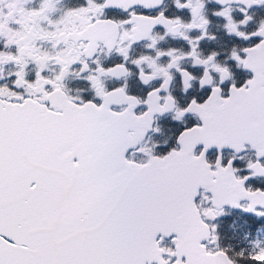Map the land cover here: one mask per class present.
Wrapping results in <instances>:
<instances>
[{"label": "snow or ice", "instance_id": "obj_1", "mask_svg": "<svg viewBox=\"0 0 264 264\" xmlns=\"http://www.w3.org/2000/svg\"><path fill=\"white\" fill-rule=\"evenodd\" d=\"M21 2L0 0L9 9L0 8V41L5 50L15 48L0 50V81L4 65L18 67L8 74L11 87L0 83V264H264L259 240L251 254L237 250L234 256L221 245L215 223L226 207L264 218V185L253 184L264 178V21L244 30L254 21L250 10L264 0H216L221 7L214 15L227 21L228 34L248 42L229 57L250 74L240 83L218 51L200 52L201 41L216 39L208 31L206 0H175L177 8L190 10V21L164 11H130L163 0H86L58 20L51 16L58 0L19 8L17 19ZM233 3L241 5L239 20ZM109 8L123 9L128 18H104ZM158 25L163 35L154 32ZM193 31L200 35L193 38ZM169 35L187 41L190 50L160 49ZM141 40L150 41L146 47L156 55L131 59L139 80L162 81L143 96L127 83L130 51ZM38 41L51 43V50ZM105 49L124 62L106 66L92 59ZM185 60L201 74L183 68ZM29 64L37 68L33 78ZM50 64L59 66L52 76ZM82 73H91L85 79L92 99L70 95L65 85ZM176 73L184 94L197 82L203 95L180 103L171 91ZM106 78L125 82L109 87ZM167 113L178 122L189 116L198 122L158 154L160 146L145 138L160 132L153 126ZM225 149L234 152L231 159ZM248 151L255 158L242 169L237 160Z\"/></svg>", "mask_w": 264, "mask_h": 264}, {"label": "flooded vegetation", "instance_id": "obj_2", "mask_svg": "<svg viewBox=\"0 0 264 264\" xmlns=\"http://www.w3.org/2000/svg\"><path fill=\"white\" fill-rule=\"evenodd\" d=\"M183 2V0H182ZM42 3V0H28L27 3L22 2L18 5L17 11L14 13L15 18H19V8L25 9H38ZM80 6H86V0H58L56 4V12L51 14L53 20H58L65 11L70 8H77ZM221 6L217 5L216 0H206V9L205 14L207 18L210 20V24L208 25V31L210 35H214L216 37L215 40H210L205 38L201 41L200 52L203 55H208L213 51H218L221 55L219 57L221 62H227L232 65L234 73L236 74L237 82H243L246 78L250 76L249 73L244 72L241 69H237L232 61H230L229 57L231 54V50L233 47H243L246 46V43L243 40L235 37L234 35H229L227 29L224 25L227 21L223 17H217L214 15V12L218 11ZM233 8V17L236 20L240 19L239 8L241 5L238 3H233L231 5ZM0 8H3L4 12L7 13L9 9L5 5H0ZM136 11L138 14H145L149 16L159 15L161 11H164L169 18H176L177 16L181 17L185 21H190L191 12L188 9H180L176 7L175 0H163V3L156 8L145 9L142 6H136L134 9H130V11ZM250 15L254 17V21L250 27L244 28V30L248 31L251 28H254L258 25L260 21H264V6H254L253 9L249 12ZM106 19H112L115 21H119L121 19H127L128 13H126L121 8H109L105 10ZM13 28H18L19 25L11 24ZM44 27H48L47 22H44ZM166 30L162 25H158L154 32H159L161 35ZM190 35L195 38L200 35L199 31H193ZM150 43L147 40H141L135 43L130 51V60L127 62L128 67L132 71V75L127 77V83L129 86V90L133 91L141 96L146 94L147 90H150L151 87H155L159 82L162 81H154L151 85H143V83L139 80V69H137L134 65L131 64V59L138 58L143 55H151L155 56V50L146 47V45ZM38 44L45 49L51 50V43L47 41H38ZM158 47L163 50H168L170 48H177L181 51L190 50V45L187 41L182 38H173L172 36H166L164 40L160 41ZM0 50L3 49V43L0 41ZM5 51H15V48L8 49ZM92 59H99L102 64L106 66H114L116 63H122L123 57L118 53L113 51L110 55L107 53V49L103 52L98 51L96 56ZM168 61L167 57H162L159 61L162 64H166ZM91 63V60L89 61ZM79 65L73 66V73L79 72ZM146 71H151L147 68V65H143ZM182 67L193 71V73L199 76L202 72L200 67L192 68V61L185 60L182 63ZM5 76L4 81H0V83H7L10 87L12 86V79L8 78L9 73H14L18 70V67L14 63H10L3 66ZM37 70L35 64H29L28 69L26 70L29 74V78H33L35 71ZM59 71V66L55 64H50L49 69L47 71V75L52 76L56 72ZM91 73H82L79 76L73 74L70 75L65 80V85L69 91L70 95L80 96L84 99H92L94 92L91 89L90 82L85 79L87 75ZM125 81L123 79L116 80L115 78H106L105 83L109 87H115L123 85ZM225 88L228 85H224ZM171 91L177 97L180 103H187L192 96L203 95L202 90L199 89L198 83L194 82L193 88L190 90L188 94H184L183 92V82L179 73H176V79L171 85ZM173 113H167L162 117H158L155 127L160 128V132H150L148 137L145 138V142L151 146L152 144H158L160 148L157 149L158 154H163L166 151L170 150V148L175 147V140L177 134L180 130L185 126H190L197 121L196 117L189 116L186 118L185 122H178L172 119ZM187 123V125H185ZM165 141L169 142L165 145ZM212 154L215 155V150H212ZM234 155V152L231 149L224 150V158L231 159ZM244 157L243 160L238 159L237 164L242 168L246 169V165L248 160L254 159V152L248 151L245 153L239 154ZM254 185H264V178H258V180L253 182ZM246 206L248 201L243 202ZM226 215L220 217L215 221L219 225L218 234L220 236V243L225 249H231L233 255L235 256V252L237 250H244L247 254H251L254 247V242L259 240L264 246V218L256 217L253 214L244 213L242 209H231L229 207L225 208ZM233 223H232V222ZM227 225L232 226L230 229L225 228ZM230 230V231H228ZM239 264H250L246 259L240 260Z\"/></svg>", "mask_w": 264, "mask_h": 264}, {"label": "rangeland", "instance_id": "obj_3", "mask_svg": "<svg viewBox=\"0 0 264 264\" xmlns=\"http://www.w3.org/2000/svg\"><path fill=\"white\" fill-rule=\"evenodd\" d=\"M232 222V221H231ZM233 223V222H232ZM232 226L227 225L225 228L230 229ZM230 231V230H228Z\"/></svg>", "mask_w": 264, "mask_h": 264}]
</instances>
